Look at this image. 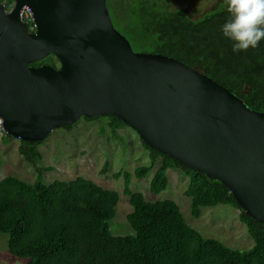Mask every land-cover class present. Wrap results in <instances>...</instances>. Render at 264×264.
I'll return each mask as SVG.
<instances>
[{
    "label": "water",
    "instance_id": "obj_1",
    "mask_svg": "<svg viewBox=\"0 0 264 264\" xmlns=\"http://www.w3.org/2000/svg\"><path fill=\"white\" fill-rule=\"evenodd\" d=\"M31 10L34 29L21 14ZM54 55L59 66L31 62ZM118 116L149 147L221 181L264 223V112L195 67L137 51L106 0L0 1V118L42 141L82 116Z\"/></svg>",
    "mask_w": 264,
    "mask_h": 264
},
{
    "label": "trees",
    "instance_id": "obj_2",
    "mask_svg": "<svg viewBox=\"0 0 264 264\" xmlns=\"http://www.w3.org/2000/svg\"><path fill=\"white\" fill-rule=\"evenodd\" d=\"M106 3L115 27L134 49L177 58L225 86L251 109L264 112V40L247 51L232 50L233 42L221 31L229 19L225 0L196 21L169 10L161 0ZM41 64L56 66L50 56L30 63ZM103 116L111 119L112 129L125 125L112 113L84 118ZM20 141L19 153L36 165L41 157L36 149L40 142ZM143 144L152 151L153 159L162 156L150 181L151 192L166 189L169 168H185L190 177L185 195L191 198L192 214L198 217L203 206L233 205L254 244L237 249L204 237L186 222L174 200L149 201L142 192L128 187L124 191L130 195L133 210L127 221L133 233L115 235L109 221L116 214L117 191L82 176L45 183L43 171L51 167H36L33 182L14 175L0 178V233L8 236L9 252L23 264H264V223L250 217L227 186ZM151 168L137 167L135 176L143 177ZM129 176L126 172V184Z\"/></svg>",
    "mask_w": 264,
    "mask_h": 264
},
{
    "label": "rangeland",
    "instance_id": "obj_3",
    "mask_svg": "<svg viewBox=\"0 0 264 264\" xmlns=\"http://www.w3.org/2000/svg\"><path fill=\"white\" fill-rule=\"evenodd\" d=\"M0 1L8 8L14 3V0ZM220 1L161 0L166 3V8L186 15L191 21H196L220 7ZM47 56L59 66V61L54 55ZM43 59L36 62L39 63ZM110 120L106 116L92 120L82 116L70 128H56L37 145L36 149L40 151L41 157L36 165L28 162L15 145L0 146V178L14 175L33 182L37 175L36 167H51L43 171L45 183L56 179L68 181L82 176L104 188L115 190L120 199L116 214L109 221L115 235L133 233L127 221V215L133 210L129 202L130 195L124 191L128 187L132 192H142L149 201L174 200L186 222L204 237L217 238L225 245L237 249H247L254 244L245 223L240 219L239 211L233 205L203 206L198 217L192 214L191 198L185 195L190 181L185 168H169L166 171V189L158 194L151 192L150 181L162 156L157 155L153 159L152 151L143 144L140 135L132 127L125 124L112 129ZM143 165L152 168L143 177H136L135 169ZM126 172L130 174L128 184ZM23 263V260L9 252L8 236L0 233V264Z\"/></svg>",
    "mask_w": 264,
    "mask_h": 264
},
{
    "label": "clouds",
    "instance_id": "obj_4",
    "mask_svg": "<svg viewBox=\"0 0 264 264\" xmlns=\"http://www.w3.org/2000/svg\"><path fill=\"white\" fill-rule=\"evenodd\" d=\"M229 19L222 34L234 52L256 48L264 40V0H225Z\"/></svg>",
    "mask_w": 264,
    "mask_h": 264
},
{
    "label": "built area",
    "instance_id": "obj_5",
    "mask_svg": "<svg viewBox=\"0 0 264 264\" xmlns=\"http://www.w3.org/2000/svg\"><path fill=\"white\" fill-rule=\"evenodd\" d=\"M21 16L26 23H31L30 29L33 30L35 26L31 20V10L28 6H25L23 8ZM0 134L6 135V132H5V129L3 127V122H2L1 118H0Z\"/></svg>",
    "mask_w": 264,
    "mask_h": 264
},
{
    "label": "crops",
    "instance_id": "obj_6",
    "mask_svg": "<svg viewBox=\"0 0 264 264\" xmlns=\"http://www.w3.org/2000/svg\"><path fill=\"white\" fill-rule=\"evenodd\" d=\"M21 144V141L15 137H7L6 135L0 134V146H8L11 145L14 147V145L19 149V146Z\"/></svg>",
    "mask_w": 264,
    "mask_h": 264
},
{
    "label": "flooded vegetation",
    "instance_id": "obj_7",
    "mask_svg": "<svg viewBox=\"0 0 264 264\" xmlns=\"http://www.w3.org/2000/svg\"><path fill=\"white\" fill-rule=\"evenodd\" d=\"M110 12V11H109ZM111 14V13H110ZM118 29V28H117ZM119 30V29H118ZM120 31V30H119ZM121 32V31H120ZM122 33V32H121ZM58 67V66H57Z\"/></svg>",
    "mask_w": 264,
    "mask_h": 264
}]
</instances>
